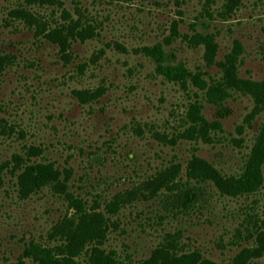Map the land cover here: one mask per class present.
<instances>
[{
	"label": "rangeland",
	"instance_id": "obj_1",
	"mask_svg": "<svg viewBox=\"0 0 264 264\" xmlns=\"http://www.w3.org/2000/svg\"><path fill=\"white\" fill-rule=\"evenodd\" d=\"M263 87L264 0H0V264H264Z\"/></svg>",
	"mask_w": 264,
	"mask_h": 264
},
{
	"label": "trees",
	"instance_id": "obj_2",
	"mask_svg": "<svg viewBox=\"0 0 264 264\" xmlns=\"http://www.w3.org/2000/svg\"><path fill=\"white\" fill-rule=\"evenodd\" d=\"M32 1L43 3V2L50 1V0H32ZM65 30H67V33ZM83 32L84 31L81 30L80 33H78L81 40L85 39ZM69 35H74V30L71 27H65V26L53 28L52 30H50V33L48 34V36L52 40L60 44L61 49L64 52H67V49L70 48V38L68 39ZM207 37H210V36H207ZM74 38H76L75 35L72 39L74 40ZM201 40L206 44V49L208 51L205 55L206 60L208 62L212 61L213 52L215 50V45L212 43L211 39H208L204 36L202 37ZM169 55H170L169 52H166V51H160L158 54L156 53L154 55L158 63L157 64L158 71H160L161 73H163L164 75L170 78L171 76L174 77L169 71L171 68L174 69L176 73L183 71L182 76L177 77V78H186L188 75L192 76L190 73H184L183 66H178V65L172 66L171 64L173 63H169L172 61ZM263 90H264V87H263ZM210 91H212V95L214 93V95H216V98H218L219 100H223L224 98L228 96V93L222 86L220 87L211 86ZM212 100L217 101L215 98H212ZM208 124L209 123H206V122L202 124L201 129L202 130L206 129L207 126H209ZM206 132H207V129L205 130V133ZM254 160L255 159H251L252 162ZM1 171H2V166L0 165V185L2 183ZM57 174L58 172L51 166V164L37 162L35 164L28 165L25 168V171L23 172L20 178V183L22 185V191L25 194L31 193L35 191L36 189H39L42 186L54 180H57V176H58ZM196 196H197L196 192L191 189L190 192L188 193L189 201L190 202L195 201ZM99 231L100 229H97V232ZM68 241L70 242L67 245V247H69V245H71V243L74 242L73 239L70 240L69 238H68ZM60 254L62 256L54 255V252L51 251L50 256L45 261V264H77V262L73 258V255L69 253L67 254L60 253ZM159 260L162 261V263L160 264H182L181 262L183 259L181 256L170 254L168 250L165 251L161 249H156L152 257L149 260L145 261L143 264H156L155 262ZM111 263H112V256L108 253H104L101 249L96 248L94 252L90 254V261L88 264H111Z\"/></svg>",
	"mask_w": 264,
	"mask_h": 264
}]
</instances>
